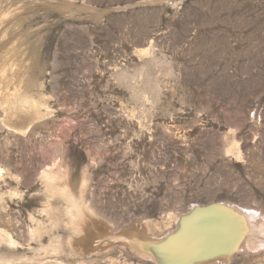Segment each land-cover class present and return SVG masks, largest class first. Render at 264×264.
<instances>
[{
  "label": "rangeland",
  "instance_id": "obj_1",
  "mask_svg": "<svg viewBox=\"0 0 264 264\" xmlns=\"http://www.w3.org/2000/svg\"><path fill=\"white\" fill-rule=\"evenodd\" d=\"M212 207L253 239L186 264H264V0H0V264H170Z\"/></svg>",
  "mask_w": 264,
  "mask_h": 264
},
{
  "label": "bare ground",
  "instance_id": "obj_2",
  "mask_svg": "<svg viewBox=\"0 0 264 264\" xmlns=\"http://www.w3.org/2000/svg\"><path fill=\"white\" fill-rule=\"evenodd\" d=\"M4 75H6V74H4ZM26 99L23 100L21 98V96L15 91L13 94H8L6 96L5 108L9 109L8 104H10L12 102H15V103L21 102L23 107L28 109V108H30V107H28L30 104V100L28 99L29 101H27ZM14 105H16V104H14ZM19 105H20V103L18 104V106ZM20 107H21V105H20ZM34 107H36V106H34ZM21 108L19 110H21ZM32 110H33V113L36 114V108L32 107ZM28 111L26 113H28ZM21 114H24V113L21 112ZM9 115H10V117H12L13 114L11 113ZM33 116H34V114H33ZM23 118H24V116H23ZM14 120L15 119H13V121ZM9 121H10V119H9ZM249 222H250V217L245 215L244 213H242L238 209H231V208L229 209L226 207H214V208L212 207V208L203 210V212L202 211L197 212L195 215L191 216V218L185 223V225H184V223H182V224L180 223L181 229H180L179 233H178V231H176L178 234L176 236L172 237V241L170 243H168V245L163 248L165 252H168V253H169V251L171 252V256H170L171 258L168 257L169 260H167V261L170 264H174L172 262L173 261L172 259H176L174 261L175 264H186V263H190V261L193 260L194 258H196L197 260H201V259L204 260V259H207L208 257H212L214 255H216V256L217 255H219V256L228 255V257H229L235 251L239 250L240 244L242 242L244 235H247V236L251 235V238H252V235H253L254 230L256 228L253 229L255 226L252 227V225L249 224ZM253 224H254V222H253ZM256 227H258V226H256ZM129 233L132 234V232H129ZM137 233H139V232H137ZM169 236H171V235H169ZM139 238H141V237H139ZM135 239H137V238H135ZM166 239H167V237H166ZM141 240H143V238ZM147 241H149L147 246L154 245L153 247H151L152 249H154L153 251H155V249L158 248V245H162V244L155 245V244L150 243V242L154 241L153 239L152 240L149 239ZM106 242L103 244L104 246H105V244H107ZM161 243H163V242H161ZM165 244H166V242H165ZM101 245L102 244H100V246ZM137 245L138 244H136V249H138ZM147 246H145V247H147ZM141 249L143 250L144 248H141ZM153 251H151V252H153ZM157 253H159V252H157ZM153 255H154V253H153ZM161 256H163V255H161ZM160 261H162V260H160ZM165 263H167V262H165ZM163 264H164V261H163Z\"/></svg>",
  "mask_w": 264,
  "mask_h": 264
}]
</instances>
